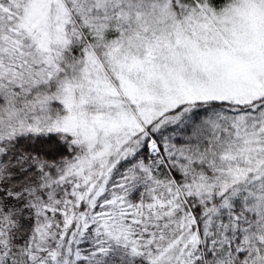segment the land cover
Returning <instances> with one entry per match:
<instances>
[{
	"label": "snow or ice",
	"instance_id": "1",
	"mask_svg": "<svg viewBox=\"0 0 264 264\" xmlns=\"http://www.w3.org/2000/svg\"><path fill=\"white\" fill-rule=\"evenodd\" d=\"M0 264H264V0H0Z\"/></svg>",
	"mask_w": 264,
	"mask_h": 264
}]
</instances>
